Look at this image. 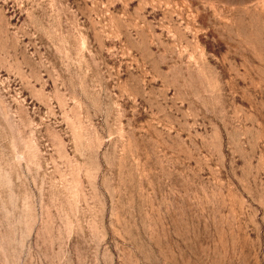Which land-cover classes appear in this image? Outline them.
<instances>
[{"label": "rangeland", "instance_id": "1", "mask_svg": "<svg viewBox=\"0 0 264 264\" xmlns=\"http://www.w3.org/2000/svg\"><path fill=\"white\" fill-rule=\"evenodd\" d=\"M0 264H264V0H0Z\"/></svg>", "mask_w": 264, "mask_h": 264}]
</instances>
